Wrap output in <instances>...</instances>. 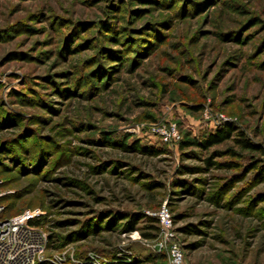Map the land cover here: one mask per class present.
Wrapping results in <instances>:
<instances>
[{
	"label": "rangeland",
	"instance_id": "374dc122",
	"mask_svg": "<svg viewBox=\"0 0 264 264\" xmlns=\"http://www.w3.org/2000/svg\"><path fill=\"white\" fill-rule=\"evenodd\" d=\"M226 123L262 152L179 148ZM259 160L264 0H0V205L39 218L34 264H170L172 245L183 264H264ZM161 206L169 237L122 229Z\"/></svg>",
	"mask_w": 264,
	"mask_h": 264
},
{
	"label": "built area",
	"instance_id": "2783aa9c",
	"mask_svg": "<svg viewBox=\"0 0 264 264\" xmlns=\"http://www.w3.org/2000/svg\"><path fill=\"white\" fill-rule=\"evenodd\" d=\"M155 130L163 141L178 139L173 124H161ZM2 212L0 205V264H34L41 251L42 240L36 227L28 222L36 214L25 210L18 215L4 217ZM155 216L160 233L169 237L171 220L167 209L161 206ZM167 254L170 264H183L182 254L176 246H170Z\"/></svg>",
	"mask_w": 264,
	"mask_h": 264
},
{
	"label": "trees",
	"instance_id": "16d2710c",
	"mask_svg": "<svg viewBox=\"0 0 264 264\" xmlns=\"http://www.w3.org/2000/svg\"><path fill=\"white\" fill-rule=\"evenodd\" d=\"M105 27V28H104ZM104 29H107L105 25H103ZM107 31V30H105ZM225 141H230L233 143L235 147L242 151H261V148L257 145L252 144L248 138H246L240 130H236L230 123L222 124L216 127L214 130L205 131L201 136L192 137L184 140H180L178 146L180 149L194 147L199 149L200 151H207L210 147L214 145L221 144ZM120 149L123 151H129L130 149L141 150L142 147L137 145L136 142L131 144L119 143ZM148 149H145V151ZM228 155L234 157L236 152L232 148H228L226 150ZM214 153V151H213ZM210 155L206 156L203 160L205 165L209 166L213 163L210 160ZM218 164V166L230 168L235 163L232 162H221V163H214ZM213 164V165H214ZM249 169H254L256 175L260 177V179L264 180V162L259 160L256 164L252 165ZM2 198L0 197V200ZM3 215V213H2ZM139 221H144V228H147L149 232L143 233L141 232V236L144 238H151L153 237L155 231L157 230V226L155 225L157 220L155 218L146 216L140 213H133L126 216V221L122 224V229L126 232L133 231L136 229V225ZM30 225L38 226L41 222L39 218L34 217L29 220L28 222ZM112 259L109 262H105L104 264H125V257H121V260L115 255L112 254ZM88 264V263H87Z\"/></svg>",
	"mask_w": 264,
	"mask_h": 264
}]
</instances>
